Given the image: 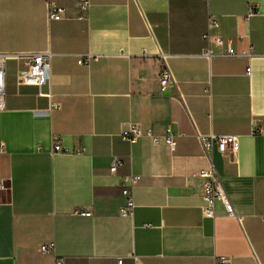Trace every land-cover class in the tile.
I'll return each instance as SVG.
<instances>
[{"label":"crops","instance_id":"obj_1","mask_svg":"<svg viewBox=\"0 0 264 264\" xmlns=\"http://www.w3.org/2000/svg\"><path fill=\"white\" fill-rule=\"evenodd\" d=\"M47 1L0 0V54L12 55L0 112V264H264V0H90L88 10L53 0L61 20ZM212 16L220 26L210 34L236 56L205 40ZM43 52L53 55L43 87L52 99L18 83L27 55ZM161 53L178 85L165 94ZM131 124L143 131L134 144L122 137ZM211 134L238 136L237 155L215 146L206 156L199 135ZM113 158L123 162L116 174ZM212 166L234 216L221 202L215 218L203 214L199 172ZM130 175L140 180L124 217Z\"/></svg>","mask_w":264,"mask_h":264},{"label":"built area","instance_id":"obj_2","mask_svg":"<svg viewBox=\"0 0 264 264\" xmlns=\"http://www.w3.org/2000/svg\"><path fill=\"white\" fill-rule=\"evenodd\" d=\"M49 17L52 20H61L64 17L65 9L60 7L55 1L48 0L47 1ZM81 8L83 10H88L90 8V0H81ZM257 6H252L250 9V15H254L257 11ZM219 22L212 16L209 19V30L205 35V40L209 43L214 42L219 46L225 47L224 56L233 57L236 56L237 53L233 47V44L229 40H224L221 36H212L210 34L211 30H216L219 28ZM248 56H253V53L250 52L247 54ZM163 60V67L159 76V82L161 86V93L165 94L170 87H178L177 81L173 74V71L170 67L169 59L171 56L167 54L161 53L160 55ZM207 58L212 56L211 51L207 50L204 55ZM12 57L9 54H0V112L6 110L7 101H6V71L5 64L8 58ZM29 57V65L28 68L24 71L19 72L18 74V83L20 85H31L39 88V96L45 98H53V93L51 91L45 92L43 91V87L50 84V69L53 55L50 52L43 53H35L27 55ZM93 57L87 56L85 58L79 59L80 65H88ZM251 69L247 70V73L250 75ZM183 99V97H182ZM264 134V130L260 131ZM153 140L154 143L159 142V138L152 135L151 132L147 133ZM143 136V131L140 128L139 124H131L127 128H125L122 132V137L134 144L137 140ZM177 135L173 134L171 131L165 136L164 141L169 145L171 150H175L177 145ZM203 150L205 155L210 157L214 147H217V150L226 155V156H235L239 151V137L238 136H227V135H208L203 136L199 135ZM55 152H61L63 150L62 144L57 138H54ZM123 166V162L118 158H113L110 166V171L112 174H116L118 170ZM199 176H201L205 181L203 185V206L202 211L205 217L215 218V207L217 202H221L227 213L231 216L235 215L234 207L223 187V184L212 166L207 170H202L199 172ZM140 180V176L130 175L124 179L125 186L123 187V196L126 199L125 206L122 207L120 213L124 217H132L134 214L135 202L133 191L134 188L137 187ZM5 190V184L1 183L0 185V201L1 194ZM84 216H91V212H83ZM41 253L44 255H48L55 250V245L48 244L43 245L40 248ZM122 261H119L121 264ZM57 264H63V260H59ZM216 264H229V260L227 258H218L216 260Z\"/></svg>","mask_w":264,"mask_h":264}]
</instances>
